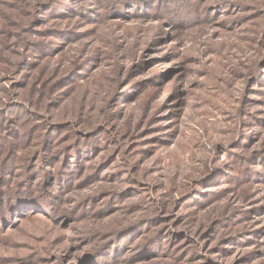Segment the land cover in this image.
<instances>
[{"label":"rangeland","instance_id":"rangeland-1","mask_svg":"<svg viewBox=\"0 0 264 264\" xmlns=\"http://www.w3.org/2000/svg\"><path fill=\"white\" fill-rule=\"evenodd\" d=\"M0 264H264V0H0Z\"/></svg>","mask_w":264,"mask_h":264},{"label":"trees","instance_id":"trees-1","mask_svg":"<svg viewBox=\"0 0 264 264\" xmlns=\"http://www.w3.org/2000/svg\"><path fill=\"white\" fill-rule=\"evenodd\" d=\"M16 185H17V183H16ZM16 185H15V186H16ZM15 186H14V187H15ZM20 186H21V184H20V182H19V187H20ZM25 189H27V188L21 187V188H17V189H16V188L11 187V188H10V191L15 192V193H13V195H12V196H15V195H16V192H18V191H20V190L25 191Z\"/></svg>","mask_w":264,"mask_h":264}]
</instances>
